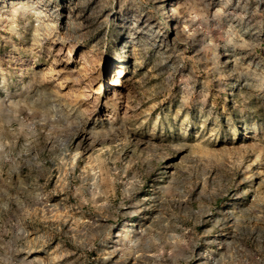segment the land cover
<instances>
[{"label":"rangeland","instance_id":"1","mask_svg":"<svg viewBox=\"0 0 264 264\" xmlns=\"http://www.w3.org/2000/svg\"><path fill=\"white\" fill-rule=\"evenodd\" d=\"M0 264H264V0H0Z\"/></svg>","mask_w":264,"mask_h":264}]
</instances>
